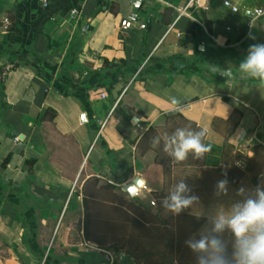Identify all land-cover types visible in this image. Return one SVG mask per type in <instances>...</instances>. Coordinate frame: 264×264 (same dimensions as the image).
<instances>
[{"label": "crops", "instance_id": "1", "mask_svg": "<svg viewBox=\"0 0 264 264\" xmlns=\"http://www.w3.org/2000/svg\"><path fill=\"white\" fill-rule=\"evenodd\" d=\"M135 1L51 0L44 6L43 0H0V81L11 105L0 118V264H180L176 250L190 226L158 223L159 232H149L148 223H131L133 255L131 248L115 252L86 241L85 182L114 183L129 196L123 186L140 177L147 190L136 200L167 218L174 214L161 200L183 179L200 198L180 213L204 218L198 238L218 233L212 217L243 198L237 189L254 195L264 180V84L240 79L237 71L249 45L264 44V16L255 14L264 0H231L238 12L223 0H206V8H190L192 16L180 12L189 0ZM132 12L147 23L145 30L121 27ZM225 14L233 15V27L223 24ZM18 55L36 61L41 74L23 63L2 73ZM175 55L182 56L177 67L193 62L220 74L229 68L233 78L211 83L199 75L138 74L150 57ZM113 63L124 64L119 77L105 75ZM49 110L53 120L44 119ZM173 111L179 115L166 116ZM151 128L141 154L138 143ZM178 128L203 130L209 151L182 161L169 156L166 137ZM29 160L36 162L27 168ZM223 179L227 194L216 187ZM154 245L155 254L146 255Z\"/></svg>", "mask_w": 264, "mask_h": 264}, {"label": "trees", "instance_id": "2", "mask_svg": "<svg viewBox=\"0 0 264 264\" xmlns=\"http://www.w3.org/2000/svg\"><path fill=\"white\" fill-rule=\"evenodd\" d=\"M11 25L12 23L9 24L8 28ZM246 34L247 32L244 31L241 34L240 39L243 38ZM18 58L19 61L11 63L8 69H2L1 72L3 73L4 71L13 70L17 68L21 63H23L33 68L38 74H41V66L36 61L29 60L26 57L20 55H18ZM181 59L182 56L180 55H175L165 59L150 57L144 63L143 68L138 74L173 75L175 73H182L187 76L199 75L211 83L223 79V76L220 73H215L202 64L191 62L188 65L177 67V63ZM123 72L124 64L113 63L111 65L108 64V68L106 70L105 75L119 77L120 74H123ZM70 86L75 87L74 84H71ZM10 106L11 105L6 102V95L3 82L0 81V118L2 117L4 111L10 108ZM175 115H179V113L177 111H173L166 114V116L169 118H173ZM54 116L55 111L49 110L45 113L44 119L53 120ZM152 131L153 129L151 128L138 143V147L140 149L141 154L145 153L146 150L149 148L147 146V141L153 134ZM9 158L10 157L7 156L3 160L1 165L2 167H5L7 165ZM35 162V160H29L26 163L27 168H30ZM128 174L129 172L126 173V175ZM82 192L84 208V239L86 241L96 243L99 248L105 250H113L115 252H118L131 248L130 253L132 255L135 254L134 251L137 248L133 250L132 242L127 243V237H129V235V238L134 237L133 235L135 234H129L130 232L128 231L129 228H131L132 230L133 224L131 223L133 222L138 223L140 226H144V222L148 223L149 226L152 227H149V232H159V226H157L158 223H162L164 225L176 223L177 226H181L184 228H188L190 226V229L192 228L190 231L184 230L182 232L184 241L192 238L193 236L196 237V229L201 226L204 222V218L197 217L193 214H179L173 216L170 215L167 218L163 217V215L161 214L162 211H159L154 214L152 213L148 205L138 200L130 199L131 201L128 203V201H126L127 199H124V197H122L121 194L117 192V187L114 183H101L98 178H92L90 180H87L83 185ZM210 237H215L219 241V246L224 249L225 254L228 256L231 255L235 238L234 235L231 234L230 231L227 229V227L224 231L210 235ZM199 238L200 237L196 239ZM153 250V252H150L148 254L144 252V254L149 256L154 255L155 251H157V246L154 245ZM176 251V256L178 257L177 260L180 264H196V260L191 257V249H189L186 244L183 243L181 246H178V249ZM136 263L139 264L138 262ZM172 263L173 260L166 259V261H163L160 264Z\"/></svg>", "mask_w": 264, "mask_h": 264}, {"label": "clouds", "instance_id": "3", "mask_svg": "<svg viewBox=\"0 0 264 264\" xmlns=\"http://www.w3.org/2000/svg\"><path fill=\"white\" fill-rule=\"evenodd\" d=\"M249 39H255L249 33ZM221 42L223 38H218ZM237 71L240 79L258 80L264 84V44L249 45L247 55L241 60ZM222 76L227 77L226 83L231 82L233 73L229 68L224 69ZM175 103V101H173ZM203 130L191 131L178 128L166 137L164 152L176 161L184 160L190 153L195 158L201 157L209 151V146L202 143ZM159 140L154 139L153 144ZM227 177V172H222ZM228 180L217 182L219 192L227 194ZM192 193V189L182 179L175 186V191L161 200V207L174 215L189 209L199 196ZM244 188L236 191L241 200L227 206H221L212 217L213 232H222L227 229L234 235L233 250L231 255L225 254L215 237L201 235L199 239L194 236L185 241L192 252L202 253L196 258V264H264V180L255 186L254 195L245 196Z\"/></svg>", "mask_w": 264, "mask_h": 264}, {"label": "built area", "instance_id": "4", "mask_svg": "<svg viewBox=\"0 0 264 264\" xmlns=\"http://www.w3.org/2000/svg\"><path fill=\"white\" fill-rule=\"evenodd\" d=\"M51 0H43V5L48 6ZM223 5L227 8H229L233 12H238L239 8L232 3L231 0H223ZM206 0H189V2L186 4V6L183 9H180L181 14L192 16L190 13V8L193 7H199V8H206ZM256 16H264V10L263 9H257L255 11ZM121 27L123 29H131L134 27H139V29L145 30L147 28V23L145 21H141V16L138 12H132L130 13L126 18L122 19L121 21ZM172 28V27H171ZM180 34L178 33V36ZM107 97V94L105 92L101 93V98L104 99ZM114 110V108H113ZM106 121H104L101 124V128L104 127ZM15 141H19L18 137H15ZM142 190H147L146 185H142L141 187L137 188V191L133 194L130 195V198L132 199H138L141 194ZM73 192V190L71 191ZM151 206H156L157 202L156 200H151L150 201Z\"/></svg>", "mask_w": 264, "mask_h": 264}, {"label": "water", "instance_id": "5", "mask_svg": "<svg viewBox=\"0 0 264 264\" xmlns=\"http://www.w3.org/2000/svg\"><path fill=\"white\" fill-rule=\"evenodd\" d=\"M135 5H139V2L136 0ZM81 119L83 121H85V114L83 113L81 115ZM15 134H17V132H15ZM143 185V181L140 177H137L136 179H134L132 182L126 184L123 186V190L127 193H129L130 195H133L136 191L138 187H141Z\"/></svg>", "mask_w": 264, "mask_h": 264}, {"label": "rangeland", "instance_id": "6", "mask_svg": "<svg viewBox=\"0 0 264 264\" xmlns=\"http://www.w3.org/2000/svg\"><path fill=\"white\" fill-rule=\"evenodd\" d=\"M263 1H261V3H262ZM226 21V22H225ZM232 23H233V25H232ZM223 24H229L230 26H234V21H233V15L232 14H229V15H227V14H225V19H224V23ZM237 29V27H235V29L234 30H236ZM252 28H250L249 30H251ZM77 189H78V187H77ZM121 196L122 197H124V199H127L126 201H128V203L131 201L130 199H132V198H130L129 196H127V195H125V194H121ZM145 197V193L143 194H141V196L139 197V198H144ZM138 198V199H139ZM136 200V199H135ZM133 203V202H132ZM131 203V204H132ZM136 205V204H135ZM131 207V206H130Z\"/></svg>", "mask_w": 264, "mask_h": 264}]
</instances>
